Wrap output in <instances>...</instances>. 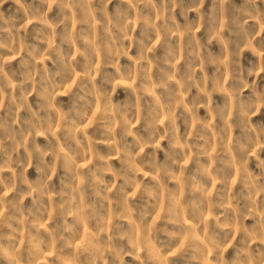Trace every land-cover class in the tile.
<instances>
[{"label":"rangeland","instance_id":"374dc122","mask_svg":"<svg viewBox=\"0 0 264 264\" xmlns=\"http://www.w3.org/2000/svg\"><path fill=\"white\" fill-rule=\"evenodd\" d=\"M66 4L0 0V264H261L264 103L249 104L264 94V25H244L250 46L232 29L248 0ZM89 91L130 123L88 108ZM37 146L55 148L49 167Z\"/></svg>","mask_w":264,"mask_h":264},{"label":"clouds","instance_id":"9594fccd","mask_svg":"<svg viewBox=\"0 0 264 264\" xmlns=\"http://www.w3.org/2000/svg\"><path fill=\"white\" fill-rule=\"evenodd\" d=\"M140 3H143L144 0H139ZM149 2H151V0H149ZM76 3V0H68V4H66V7H71L73 6V4ZM79 3H87V0H79ZM171 3L173 5L176 4V0H171ZM248 3L251 5V8L245 13V16L243 18V23H239V21H233L232 23V29L233 30H238L240 33H243V38L245 40H247V44L246 46H250L251 45V39H254L255 37H251V39H249V34L246 32L244 25L247 24V22L249 20H255L258 24L264 25V11H261L260 9H258L256 7V3L257 0H248ZM200 4L202 6L203 4V0H200ZM198 11V9H189V11ZM160 19H163V11H161L160 14ZM144 22L146 23V25L155 28L156 25L154 23H152L151 21H149L147 18H143ZM127 23H133V21H127ZM202 24H197V25H189L186 28V32H195L198 31L200 29V27H202ZM229 26V21L225 18H221L218 22H216L215 24H211L209 26V31H208V42L211 43V41L213 39H217L220 37V30L223 27H228ZM115 27V26H114ZM120 32L123 33L122 35V39H131V36L128 35V29H127V25L122 26L120 29ZM165 34L168 35H178L180 34V29L177 28H171V27H166L164 30ZM161 30H157V35H160ZM151 48H147L146 51H151ZM195 55H199L198 53H194ZM170 56H172V59L167 60L166 63L170 66V67H175V64L178 63V61L175 58V54L174 53H170ZM143 59H147V57H142ZM87 59V58H86ZM146 72L150 71V69H145ZM91 69L89 68L84 75H90ZM134 77H135V70L130 71L127 74L126 79L129 81L134 82ZM175 78V74L173 73L171 76H168L165 80H163L161 82V84L156 85V86H164L167 84V80L168 79H174ZM146 81H148L149 83H151V77L147 76ZM188 80H191V76L188 77ZM187 82V81H186ZM243 83V81H241ZM136 89H134L135 91ZM140 91H144L145 87L142 84L140 86ZM0 92H2V90H0ZM254 95L257 97L256 101L252 102L249 104V108H255L256 105L258 103H264V94H259V93H254ZM88 97H92V99H88ZM82 99L85 100V103L87 104L88 108H94L96 103L99 101L103 102V110L105 113L115 116L117 119L120 120V123L126 124V123H130V121H128L127 116L128 113H121L118 109L114 110V106L111 105V99L110 96L104 92V93H96L93 91H89L85 94L84 97H82ZM169 111L172 112L173 108L170 106ZM219 115V114H218ZM65 117H67V113H65ZM220 118H223L222 116ZM158 123V120L155 121L152 125L153 129H154V134H158V130H156V124ZM174 121H173V128H174ZM205 127L207 125H204ZM35 127V126H34ZM0 128H3V125H0ZM63 130L65 133V139L66 140H74L76 141L77 144H79L80 142L76 139V133L81 131L82 128L80 125H77V123L75 121L72 120H66L64 126H63ZM113 129L111 127H109V131H112ZM52 131V127L49 126L48 128L44 129V132H50ZM43 134V132L41 133ZM131 134V133H129ZM262 134H264V131H262ZM14 139V137H11ZM2 141H0V146H2ZM178 143V141H177ZM34 151L36 153L39 154L40 159H41V163H44L46 167H49V165H47L46 161H45V157L48 155H52L54 157L57 156V152L55 150V148H52L50 151L47 152H43L41 151V149L37 146L34 148ZM60 152L64 153L65 157H67L68 160H71L72 164L75 165L76 161L74 159V156L69 155L67 152L64 151L63 148L60 149ZM74 155H79V153H75ZM103 159V158H101ZM133 166L135 164V161L132 160L130 162ZM51 167L54 169V163L53 165H51ZM97 171L103 173L104 169L100 168L97 169ZM165 175H167V173H165ZM92 177L95 181H98L99 183H103V180L101 177L97 176L95 172L92 173ZM260 192H264V186L260 187L259 189ZM261 264H264V261H261Z\"/></svg>","mask_w":264,"mask_h":264}]
</instances>
